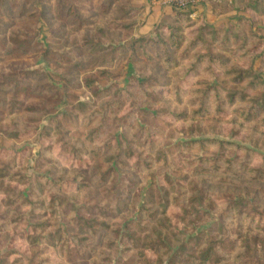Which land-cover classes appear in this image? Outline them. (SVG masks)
Segmentation results:
<instances>
[{"label": "rangeland", "instance_id": "rangeland-1", "mask_svg": "<svg viewBox=\"0 0 264 264\" xmlns=\"http://www.w3.org/2000/svg\"><path fill=\"white\" fill-rule=\"evenodd\" d=\"M3 1L0 83L12 87L0 89V264L155 262L142 246L156 234L173 251L190 237L214 236L223 241L218 264H245L239 258L244 252L264 262V235L242 225L240 238L238 221L222 213L224 201L247 200L249 186L264 187V175L253 181L235 166L231 174L222 163L214 168L217 158L256 169L264 164V125L244 121L226 103L217 111L214 99L238 93L261 98L248 80L234 83L231 70L264 78V0L207 3L213 11L209 24L172 9L173 16L147 35L139 32L145 8L134 0ZM203 25L206 43L186 50ZM169 28L183 35L181 49L170 51L172 66L155 57L151 45L144 55L138 43L165 40ZM213 31L229 33L231 47L214 43ZM13 34L30 40L26 55L4 54ZM198 54L203 59L191 69ZM206 139L244 146L254 156L184 144ZM119 146L120 161L129 167L109 155ZM142 161L150 168H130ZM111 168L114 175L102 187L76 191L69 179L81 174L83 185L96 171ZM124 171L138 179L130 193L120 192L121 184H132ZM48 178L59 185L51 188ZM149 212H156L154 220ZM96 223L108 224L109 243L86 233ZM91 248L106 252L110 261Z\"/></svg>", "mask_w": 264, "mask_h": 264}, {"label": "trees", "instance_id": "trees-1", "mask_svg": "<svg viewBox=\"0 0 264 264\" xmlns=\"http://www.w3.org/2000/svg\"><path fill=\"white\" fill-rule=\"evenodd\" d=\"M0 2L5 5L3 0ZM5 7V6H4ZM185 13H191V10L183 11ZM73 16L77 17L76 14ZM207 26L203 25L196 30L195 38L192 39V42L188 45L186 50L193 49L197 46L198 43H206L204 40V33ZM170 34L167 36V39L160 38L158 36V41H153L151 39L143 41H139V49L144 55L146 54V45H151L154 47V55L157 58H160L167 66L175 65L176 63L171 58L170 51H178L182 47L183 35L175 34L173 29L169 28ZM211 39L214 43L220 44V46L224 49L230 48V37L229 33H225L222 36L218 31H213L210 33ZM137 42V41H136ZM10 48L6 50L4 46L2 50L6 56L9 57H18L24 56L28 53V49L31 47L30 40H19L17 36L14 34L10 38ZM195 61L193 62L191 69H195V67L201 63L203 59V55L198 54L195 56ZM231 74L233 75L232 81L234 83H242L245 80H248L247 86L250 90H261V98H247L245 94L238 93V95L234 94L232 96H228L225 100H220L217 96L215 99L216 109L217 111H221V107L226 103L228 105L234 106L233 109L235 113L238 114V117L242 118L246 122L252 121H260L264 125V78L261 76L255 75L252 71L242 70V69H233L231 70ZM10 83L2 82L0 83V89L9 90L11 88ZM209 90L203 92L205 99ZM236 96V97H235ZM238 97V98H237ZM239 103V105H236ZM236 105V106H235ZM202 107H205V104H202ZM201 111V110H200ZM202 111L205 113L208 112L207 108H203ZM263 114V116H261ZM178 119H181L183 115L174 116ZM59 131V128L57 129ZM184 144L188 146H196V145H212L216 147H226L235 150H242L247 152V155H250L251 158L254 156V153L244 148V146L237 145L231 142H223L214 139H206V140H192L188 142H184ZM99 148H96V151L99 152ZM123 153V148L121 146L117 147L113 151L110 150L109 155H114L116 157V161L122 164V166H128L126 162H121L120 157ZM127 158H132L134 153L131 150H128L126 154ZM256 155V154H255ZM264 163V157L259 156ZM141 160V157H140ZM140 166L138 163L132 164L130 168H134L137 172H141L142 170H147L150 168V163L146 161ZM218 163H222L225 168V173H234L233 167H237L241 172L248 174L249 176H253L252 180L254 181V177L263 176L264 175V164L261 168L256 169L251 167V165L246 163H236L232 160H225L223 158H217L215 160L214 168L218 167ZM141 164V162H140ZM114 167V166H113ZM129 167V166H128ZM135 171V172H136ZM114 175V169L108 170L106 172H101L100 170L96 171L95 176H92L89 180L85 179L86 182L82 181L83 185H80L78 182V178H82L81 174L72 175L69 177L70 181L76 185V191L87 190L90 186L102 187L106 184ZM124 175L126 180L132 181V184H121L120 192L130 193L132 191L133 186H135L138 179L135 177V173L124 171ZM83 180V179H82ZM226 181V179H224ZM59 181H55L53 178L47 179V184L50 185L51 188L57 187ZM203 182V181H202ZM251 191L247 190L246 196L247 200H226L223 202V211L225 217H234L238 221L235 227V232L242 238V225L248 226L251 230L256 231L257 233H262L264 235V187L256 186L255 191L254 187L249 186ZM245 191V190H244ZM129 195V194H128ZM126 199V198H124ZM125 201V200H124ZM184 209H182L183 211ZM156 212H149L147 216L154 220ZM179 217L183 218L185 216L180 215ZM87 225V234L90 235L91 239L100 241H104V243H109L107 239V231L108 224L106 223H96ZM171 227V225L169 226ZM224 227V226H223ZM113 231V230H111ZM243 234V236H245ZM264 242V240H263ZM223 241L217 239L214 236H209L206 234L197 235L195 237H190L188 240L183 241L175 251H173L170 247L169 242L165 241V237H162L161 234H156L147 236L145 243L143 244V249L147 252H151L154 255L155 262L148 261L143 259L142 264H218L219 257L216 254L217 250L222 248ZM91 253H96L100 260L109 262V255L102 251H97L94 248H91ZM244 256V257H243ZM243 256H239L242 263L245 264H264L261 260L257 259L253 254H248V252H244ZM129 264V263H124Z\"/></svg>", "mask_w": 264, "mask_h": 264}, {"label": "crops", "instance_id": "crops-1", "mask_svg": "<svg viewBox=\"0 0 264 264\" xmlns=\"http://www.w3.org/2000/svg\"><path fill=\"white\" fill-rule=\"evenodd\" d=\"M137 6L145 8L146 15L144 16V21L139 32L142 35H147L151 31V27H155L159 23H162L166 18L173 16L174 12L171 8L160 7L159 1L157 0H134ZM195 14H198L197 18L204 23L209 24L208 20L212 17V7L211 4H202L194 10ZM189 14V13H188ZM191 14V13H190ZM190 16V15H189ZM222 15L218 16L221 17Z\"/></svg>", "mask_w": 264, "mask_h": 264}, {"label": "built area", "instance_id": "built-area-1", "mask_svg": "<svg viewBox=\"0 0 264 264\" xmlns=\"http://www.w3.org/2000/svg\"><path fill=\"white\" fill-rule=\"evenodd\" d=\"M223 0H165L164 4L176 11H187L191 10V14L195 15L194 10L202 5L210 2L220 4Z\"/></svg>", "mask_w": 264, "mask_h": 264}]
</instances>
